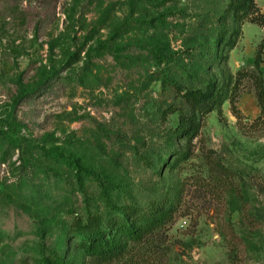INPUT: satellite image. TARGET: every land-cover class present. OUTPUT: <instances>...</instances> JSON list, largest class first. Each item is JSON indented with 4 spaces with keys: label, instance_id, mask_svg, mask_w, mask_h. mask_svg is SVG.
<instances>
[{
    "label": "rangeland",
    "instance_id": "374dc122",
    "mask_svg": "<svg viewBox=\"0 0 264 264\" xmlns=\"http://www.w3.org/2000/svg\"><path fill=\"white\" fill-rule=\"evenodd\" d=\"M46 1L0 0V264H233L228 226L264 264V25L203 57L235 0ZM120 207L149 234L94 256L79 223Z\"/></svg>",
    "mask_w": 264,
    "mask_h": 264
},
{
    "label": "trees",
    "instance_id": "16d2710c",
    "mask_svg": "<svg viewBox=\"0 0 264 264\" xmlns=\"http://www.w3.org/2000/svg\"><path fill=\"white\" fill-rule=\"evenodd\" d=\"M48 1V0H47ZM46 1V2H47ZM236 2H232V6L234 5V10L235 12L238 11L239 14L233 16L232 18V23L230 25H226L225 30L223 32H220L218 35L216 34H210L209 32H205L202 28L198 29V34L196 35L198 38H201L205 40V43L203 44L204 52L202 53L201 56L206 57L208 54L209 47L211 48L213 45V41L216 39L215 43V48L216 52L218 55L220 54H225L229 51H231L235 45H236V38L233 35H237L240 31V25L245 21V20H250L251 22H256L261 25H264V14H262L259 9L257 8L255 4V0H235ZM56 6V3L54 0H49L48 1V6ZM193 46V45H190ZM195 48L199 46H193ZM264 45L261 44L258 49V53L255 58V65L257 68H260L261 63L263 62L262 58V51H263ZM194 48H187L185 50L186 52L192 53ZM229 54L226 55L228 59ZM56 76L49 77L47 79L46 83H51L54 81ZM166 82L176 84L173 80L171 81L170 78ZM179 85V84H176ZM190 89L187 91V95L189 96ZM195 92V96L198 98H202V95H199ZM190 97V96H189ZM211 97V94H208L204 96L202 99L199 101L204 100V104L207 102V100ZM195 99V97H194ZM205 106V105H203ZM189 124H185L183 127H188ZM3 144L5 145L6 148L10 149L12 147H17L20 146L23 143L22 138L18 136H13V135H7L3 134L2 140ZM8 156L4 155L0 159V163L5 164L8 161ZM31 165H33L30 162ZM29 165V164H28ZM113 204V203H111ZM134 211V210H133ZM159 213L165 211V207L161 208L158 210ZM133 213V212H132ZM137 213L134 214H128L127 213V208L124 209L120 207L117 211V214L115 216L116 219V226L118 225L119 221L121 220L122 224L119 225V229L117 230V233H108V227L111 225L110 223L106 224L104 222L103 217L101 216H91L89 217L88 221L84 224L78 225L79 230V235L82 236V242H87V243H82V244H87L84 245V247H87L91 249L93 252L92 254L94 256H105L107 259L110 258L113 255H118L121 251L124 250L125 248V240L128 231H134L132 234L136 237L142 238L143 236H146L149 234V228L150 226H147L146 228H138L134 222L136 218ZM114 218V217H113ZM253 218V217H251ZM250 218V219H251ZM124 222V223H123ZM250 225L251 226H256L257 223L255 220H250ZM153 227V226H152ZM231 229V230H230ZM124 232V235H121L119 232ZM224 234L227 235V241L230 246V253L229 257L231 259V262L233 264H239L242 260L246 261L244 259V256L246 255V250L245 248L248 245L243 239L244 237L238 236L233 233L231 226H228V228L224 231ZM11 237V236H10ZM40 238L45 239L43 232L40 235ZM46 248L43 251V254L45 255L41 262L39 261L38 264H64L66 262L62 258V254L59 253L58 251L55 252L54 259L47 256L45 253ZM56 260V261H55ZM70 264V263H69Z\"/></svg>",
    "mask_w": 264,
    "mask_h": 264
}]
</instances>
